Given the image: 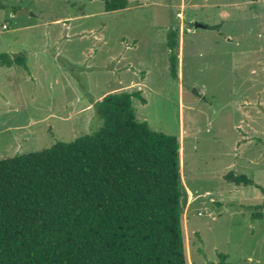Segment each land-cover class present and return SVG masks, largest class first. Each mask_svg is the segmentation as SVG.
Returning <instances> with one entry per match:
<instances>
[{"label": "rangeland", "instance_id": "obj_1", "mask_svg": "<svg viewBox=\"0 0 264 264\" xmlns=\"http://www.w3.org/2000/svg\"><path fill=\"white\" fill-rule=\"evenodd\" d=\"M106 1L0 0V52L27 66L0 65V159L90 134L96 102L139 91L137 119L179 141L188 264H264V208L241 207L264 200V0Z\"/></svg>", "mask_w": 264, "mask_h": 264}, {"label": "trees", "instance_id": "obj_2", "mask_svg": "<svg viewBox=\"0 0 264 264\" xmlns=\"http://www.w3.org/2000/svg\"><path fill=\"white\" fill-rule=\"evenodd\" d=\"M128 6L107 0L105 10ZM177 44L170 30L173 74ZM14 64L27 68L24 57L0 52V65ZM133 97L146 102L139 91L96 102L102 124L90 134L0 159V264H188L179 141L138 120ZM224 179L255 184L234 171ZM241 207L261 218L264 200ZM219 257L228 264L225 254Z\"/></svg>", "mask_w": 264, "mask_h": 264}, {"label": "water", "instance_id": "obj_3", "mask_svg": "<svg viewBox=\"0 0 264 264\" xmlns=\"http://www.w3.org/2000/svg\"><path fill=\"white\" fill-rule=\"evenodd\" d=\"M25 12H26V10L20 11V13H25ZM195 28H207V25L197 23L195 25Z\"/></svg>", "mask_w": 264, "mask_h": 264}]
</instances>
